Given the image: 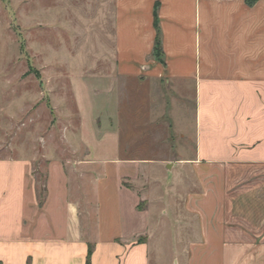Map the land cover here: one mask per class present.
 Masks as SVG:
<instances>
[{
	"label": "crops",
	"instance_id": "crops-1",
	"mask_svg": "<svg viewBox=\"0 0 264 264\" xmlns=\"http://www.w3.org/2000/svg\"><path fill=\"white\" fill-rule=\"evenodd\" d=\"M115 3L110 74L67 79L78 123L0 157V264H163L165 241L264 264V0Z\"/></svg>",
	"mask_w": 264,
	"mask_h": 264
},
{
	"label": "rangeland",
	"instance_id": "rangeland-1",
	"mask_svg": "<svg viewBox=\"0 0 264 264\" xmlns=\"http://www.w3.org/2000/svg\"><path fill=\"white\" fill-rule=\"evenodd\" d=\"M115 14V0H0V157L42 155L45 141L62 142L68 120L78 123L67 79L110 74ZM36 168L43 180L45 163ZM161 246L171 264L180 245Z\"/></svg>",
	"mask_w": 264,
	"mask_h": 264
},
{
	"label": "trees",
	"instance_id": "trees-1",
	"mask_svg": "<svg viewBox=\"0 0 264 264\" xmlns=\"http://www.w3.org/2000/svg\"><path fill=\"white\" fill-rule=\"evenodd\" d=\"M159 7L160 4L157 3L155 6V25H156V29H157V40H156V45H155V49H154V55L156 57H159L162 55V38H161V29H160V25H159ZM45 200V189H42L41 194H40V199L39 202L42 205L44 203ZM93 253V249L92 247L89 249V257H88V264H90V260H91V255Z\"/></svg>",
	"mask_w": 264,
	"mask_h": 264
}]
</instances>
